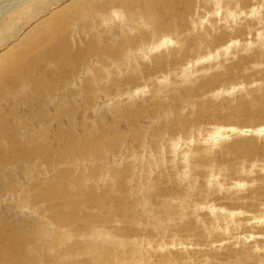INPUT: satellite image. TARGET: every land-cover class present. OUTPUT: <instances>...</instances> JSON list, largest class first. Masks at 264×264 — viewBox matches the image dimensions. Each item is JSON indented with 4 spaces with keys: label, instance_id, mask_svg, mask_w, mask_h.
Instances as JSON below:
<instances>
[{
    "label": "rangeland",
    "instance_id": "rangeland-1",
    "mask_svg": "<svg viewBox=\"0 0 264 264\" xmlns=\"http://www.w3.org/2000/svg\"><path fill=\"white\" fill-rule=\"evenodd\" d=\"M31 1L0 0L1 54L38 20L27 18ZM37 1L33 12L44 15L75 3ZM84 1L91 23L111 33L42 103L36 119L46 128L70 122V132L34 133L44 146L40 179L12 166L14 176L0 179V222L29 231L20 232L21 252L40 264H264V0H189L170 23L128 0ZM90 77L97 94L88 106L81 94ZM69 103L76 113L67 119L57 106ZM176 118L185 122L174 127ZM93 128L102 135L85 156ZM64 139L54 174L48 154ZM47 181L50 194L85 192L92 202L78 235L52 222L49 200L29 201ZM67 244L77 249L58 258ZM95 244L111 252L97 254Z\"/></svg>",
    "mask_w": 264,
    "mask_h": 264
},
{
    "label": "bare ground",
    "instance_id": "bare-ground-1",
    "mask_svg": "<svg viewBox=\"0 0 264 264\" xmlns=\"http://www.w3.org/2000/svg\"><path fill=\"white\" fill-rule=\"evenodd\" d=\"M32 1L36 2L37 0ZM32 1L28 2L27 6L24 5L29 8L31 6L27 18L29 17L30 21L37 16L36 20H38L27 30H24V33L21 36L14 39V41L2 51V54L0 53V106L7 105L5 111L0 107V171H2V173H0V179L14 176L12 166L18 162L23 164L22 167L25 170L24 173L31 176L32 180L40 179L41 171L36 166L37 162H35V159L40 156L39 152H42L44 146L41 142L33 138L34 133L38 132L44 135L52 133L54 136H57V134H68L70 132V122L65 127L64 124L59 122L55 127L46 128V125L43 122L36 119L42 117V113L40 112L42 103L47 101V96L50 98L52 97V95L49 94H54L57 84L59 88L62 87L67 70L73 69L78 71L79 63L82 59H84L82 62L86 63L83 64V66L88 65L87 57L90 56L96 48L97 40L105 41L111 33L105 35L99 27L95 26H98V23L95 20L92 21L93 24L91 23L95 10L91 6L86 5L89 3L84 0H75L74 9H70V5H60L47 15H44L46 11L44 12L43 8L42 11L37 13L33 12L36 4ZM128 1L130 2L131 7H138V11H149L151 15L160 20L167 21L168 23L177 17L179 6H188L190 2L189 0H150L148 2H144L146 0ZM21 17H18L17 19L18 24L21 22V19H19ZM107 17L108 15L104 13L101 16L103 20ZM19 30L20 29L14 28L12 34L13 37L7 34L8 39L16 37L15 35L19 34ZM83 34L85 35L82 36ZM74 39L83 42V45L81 46L79 43H75ZM110 50V45L104 43L103 51L109 52ZM93 81L94 78L92 77L85 80V92L84 94H81L85 99L84 104L86 103L88 106L93 102L92 97L97 94V92H92L91 84ZM19 87H24V89L20 97V102L18 103L15 94L17 93L18 96L20 92L18 89ZM3 94L4 96H2ZM9 96L12 97V101H9ZM30 105L34 106L31 107ZM57 108L59 109L58 111H62L63 116L67 119L75 116L76 107L73 103H69L68 106L64 108L60 106H57ZM197 109L199 110L200 115H203L206 112L205 107H197ZM49 115L55 120L57 119V116H54L53 114ZM22 116H25V118ZM3 117H5V120L2 123L1 119ZM28 119H32V122L29 125H27ZM94 121L96 122V119ZM184 122L185 120L183 118H176L173 126L176 127L182 125ZM14 134H16V139ZM86 135L88 136V139L83 142V145L85 146V156L89 152L91 141L98 139L102 134L97 133L95 128H93V130L87 132ZM65 141L66 140L64 139L56 144L58 147V153L55 154L51 149L48 154L50 163L53 164V166L56 165V168H58V163L60 161L59 158L62 156L61 150L62 147L65 146ZM2 142L6 145H3ZM72 144L75 145L73 140ZM232 147L236 149L240 147V144L233 143ZM63 154L66 155V153ZM82 157L83 156H81V158ZM39 164L41 163L39 162ZM34 168L38 169L35 173H33ZM56 168L54 174L59 171V168L57 171ZM79 180L80 178L77 179V181ZM37 189L38 190L34 189L35 195L29 201L31 203H38L41 199L49 200L46 209L50 213L49 217H51L52 222L55 224L62 223L60 226L64 227L71 223L73 229L71 232H73V236L80 233L83 220L91 219L90 213H84L85 209H91L93 205L92 202L83 199L86 194L85 192H79L77 195L50 194L48 181L43 183L41 189ZM63 190L64 189H60L58 191ZM53 211H55L59 217L56 214V217L55 215L53 216ZM81 211H83V213H81ZM79 214L84 217L81 218ZM15 225L16 224L12 221L9 223V220L0 222V264L45 263L46 261L44 260L39 261L37 259L35 260L33 257L23 255L21 252V244L25 242L26 237L21 233L24 234L29 231H25ZM39 236L41 235L38 234V237ZM45 246L44 249L47 248V245ZM95 246L96 248L94 251L97 254L111 252V250L109 251V249L98 244H95ZM42 247L43 244L40 248ZM76 249L77 245L75 244H67L60 249H57V254H59L58 258L62 255H69L70 257ZM46 252L45 254H47ZM50 254L49 257L51 258ZM53 254H55V251ZM34 256H36V254ZM99 257L101 256L99 255ZM66 258L67 257H64L63 260ZM50 260H52V258ZM68 261L64 263H67ZM59 262L60 261H58V263ZM51 264L53 263L51 262Z\"/></svg>",
    "mask_w": 264,
    "mask_h": 264
}]
</instances>
